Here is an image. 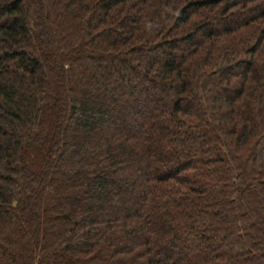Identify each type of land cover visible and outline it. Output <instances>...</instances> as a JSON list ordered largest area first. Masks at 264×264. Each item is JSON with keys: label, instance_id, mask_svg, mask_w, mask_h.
Here are the masks:
<instances>
[{"label": "trees", "instance_id": "16d2710c", "mask_svg": "<svg viewBox=\"0 0 264 264\" xmlns=\"http://www.w3.org/2000/svg\"><path fill=\"white\" fill-rule=\"evenodd\" d=\"M0 264H264V0H0Z\"/></svg>", "mask_w": 264, "mask_h": 264}, {"label": "rangeland", "instance_id": "374dc122", "mask_svg": "<svg viewBox=\"0 0 264 264\" xmlns=\"http://www.w3.org/2000/svg\"><path fill=\"white\" fill-rule=\"evenodd\" d=\"M134 204V203H133Z\"/></svg>", "mask_w": 264, "mask_h": 264}]
</instances>
